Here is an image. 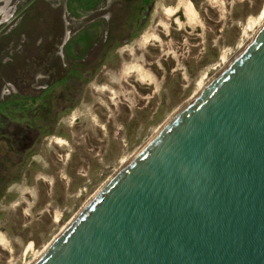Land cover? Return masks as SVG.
I'll return each mask as SVG.
<instances>
[{
	"label": "rangeland",
	"instance_id": "rangeland-1",
	"mask_svg": "<svg viewBox=\"0 0 264 264\" xmlns=\"http://www.w3.org/2000/svg\"><path fill=\"white\" fill-rule=\"evenodd\" d=\"M30 1L0 0V264H30L264 24V0Z\"/></svg>",
	"mask_w": 264,
	"mask_h": 264
},
{
	"label": "water",
	"instance_id": "water-1",
	"mask_svg": "<svg viewBox=\"0 0 264 264\" xmlns=\"http://www.w3.org/2000/svg\"><path fill=\"white\" fill-rule=\"evenodd\" d=\"M30 264H264V24Z\"/></svg>",
	"mask_w": 264,
	"mask_h": 264
},
{
	"label": "bare ground",
	"instance_id": "bare-ground-1",
	"mask_svg": "<svg viewBox=\"0 0 264 264\" xmlns=\"http://www.w3.org/2000/svg\"><path fill=\"white\" fill-rule=\"evenodd\" d=\"M180 7H182L183 8V10H184V13H185V15H186V17L188 18V20L189 21H193L195 18H196V12H195V10H194V8H193V6H192V4L189 2V1H186V2H181L180 3ZM175 9H177V7L175 8ZM175 9H166L165 10V12H166V14L167 15H170V14H172V13H174V10ZM263 13V12H262ZM264 15V14H263ZM262 15V16H263ZM252 26V25H251ZM153 36V35H152ZM148 37V36H147ZM144 39V38H143ZM144 42H147V38H145L144 39ZM128 69H130V68H128ZM136 71V70H135ZM139 71H141V70H139ZM137 72V71H136ZM138 74V73H137ZM142 74L143 73H140V75L142 76ZM144 75V74H143ZM140 76V77H141ZM143 77V76H142ZM144 77H145V75H144ZM143 77V78H144ZM142 79V78H141ZM201 90V89H200ZM59 142H61V141H59ZM0 242H2V240L0 239ZM30 251V250H29Z\"/></svg>",
	"mask_w": 264,
	"mask_h": 264
},
{
	"label": "flooded vegetation",
	"instance_id": "flooded-vegetation-1",
	"mask_svg": "<svg viewBox=\"0 0 264 264\" xmlns=\"http://www.w3.org/2000/svg\"><path fill=\"white\" fill-rule=\"evenodd\" d=\"M33 1H34V0H31L30 2H28V3L26 4V6L30 5ZM26 6H25V7H26ZM25 7H24V8H25ZM24 8H23V9H24Z\"/></svg>",
	"mask_w": 264,
	"mask_h": 264
},
{
	"label": "trees",
	"instance_id": "trees-1",
	"mask_svg": "<svg viewBox=\"0 0 264 264\" xmlns=\"http://www.w3.org/2000/svg\"><path fill=\"white\" fill-rule=\"evenodd\" d=\"M39 130V129H38Z\"/></svg>",
	"mask_w": 264,
	"mask_h": 264
}]
</instances>
